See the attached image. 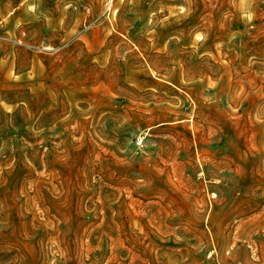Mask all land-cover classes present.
Wrapping results in <instances>:
<instances>
[{"label":"rangeland","instance_id":"1","mask_svg":"<svg viewBox=\"0 0 264 264\" xmlns=\"http://www.w3.org/2000/svg\"><path fill=\"white\" fill-rule=\"evenodd\" d=\"M0 0V264H264V0Z\"/></svg>","mask_w":264,"mask_h":264},{"label":"built area","instance_id":"2","mask_svg":"<svg viewBox=\"0 0 264 264\" xmlns=\"http://www.w3.org/2000/svg\"><path fill=\"white\" fill-rule=\"evenodd\" d=\"M112 8V0H110V3H109V9Z\"/></svg>","mask_w":264,"mask_h":264}]
</instances>
